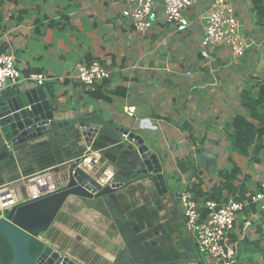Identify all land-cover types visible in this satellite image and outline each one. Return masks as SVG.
Instances as JSON below:
<instances>
[{"label":"crops","instance_id":"obj_1","mask_svg":"<svg viewBox=\"0 0 264 264\" xmlns=\"http://www.w3.org/2000/svg\"><path fill=\"white\" fill-rule=\"evenodd\" d=\"M231 1L241 31L256 44H263L264 26L252 0ZM210 2L197 0L188 8L185 15L190 25L177 32L164 22L161 0H157L158 20L149 33L139 35L122 17L126 0H0V52L15 56L23 77L3 91L0 99L39 87L26 78L42 73L46 81L41 87L56 118L69 123L51 138H39L18 150L21 163L35 160L42 165L75 152L76 131L73 128L75 134L69 138L64 129L80 120L99 125L103 135L112 138L117 137L114 130L119 128L135 133L164 162L169 194L161 201L145 180L116 193L114 219L104 218L99 223L98 214L91 210L78 213L75 207L66 209L71 217H66L67 224L55 223L60 231L55 240L70 236V250L76 245L86 258L94 253L109 258L115 245L124 246L119 225L138 260H151L149 255L160 250L172 254L173 261L149 264L204 261L185 230L176 194L196 185L204 197L217 190L215 201L220 203L247 200L264 181L260 48L252 47L242 58L226 46H213L204 54L201 39ZM96 61L109 72V78L93 90L87 89L76 79V68ZM244 93L263 97L261 120L251 118L243 104ZM129 106L136 107L133 118L126 114ZM238 117L250 123L255 132L247 155L233 149L231 143L238 128L233 121ZM81 144L85 145L84 141ZM125 147L121 154L127 155V142ZM4 150H11V146ZM9 159L0 160L1 171ZM97 166L96 162L93 168L87 165L94 172ZM234 168L238 169L236 179L225 181L222 174H231ZM27 191L34 196L38 193L34 188ZM137 209L141 217L131 216ZM247 221L250 225L245 228ZM229 238L237 246L236 264H264L256 206L237 213Z\"/></svg>","mask_w":264,"mask_h":264},{"label":"water","instance_id":"obj_2","mask_svg":"<svg viewBox=\"0 0 264 264\" xmlns=\"http://www.w3.org/2000/svg\"><path fill=\"white\" fill-rule=\"evenodd\" d=\"M260 92L264 94V86ZM66 125L69 123L56 118L42 87L0 99V160L10 157L9 164H3L4 169L0 170V235L5 237L13 255L7 264H135L133 260L140 264L118 224L124 246L115 245L109 251L111 258L95 253L86 258L78 246L69 249L70 236L55 240L60 232L55 223L67 224L71 216L65 211L71 207L78 213H97L99 223L104 218H116V193L139 181L147 180L161 201L169 194L163 160L133 132L115 129L117 137L112 138L104 136L99 125L80 120L71 125L76 131L75 152L46 160L42 165L35 160L25 165L20 162L18 150L39 138H51ZM125 142L129 145L127 155L121 154ZM7 145L11 150H4ZM95 162L98 170L94 172ZM27 188H34L37 197L29 195ZM40 235L46 244L42 243V249L32 255L29 247Z\"/></svg>","mask_w":264,"mask_h":264},{"label":"built area","instance_id":"obj_3","mask_svg":"<svg viewBox=\"0 0 264 264\" xmlns=\"http://www.w3.org/2000/svg\"><path fill=\"white\" fill-rule=\"evenodd\" d=\"M157 0H126L122 17L126 19L136 34L149 33L159 18L155 9ZM197 0H161L164 22L174 27L177 32H184L190 25L185 12ZM201 46L206 50L213 46H226L237 58H242L247 50L258 47L259 62L264 69V43L256 41L241 31L234 6L231 0H211L207 10ZM22 76L16 67V58L11 53L0 52V94L9 87L16 86ZM109 78V72L100 63L79 64L76 68V79L87 89ZM41 87L46 81L42 73H32L26 78ZM136 107L129 106L126 114L129 118L135 116ZM34 196L33 198H36ZM179 201L184 227L196 244L199 254L204 255L202 264H236L237 246L231 243L229 235L233 228L237 213L247 206L254 205L259 211V224L264 238V181L260 182L257 190L247 200H229L220 203L208 199L204 203V214L200 212L193 194L183 190L176 194ZM250 221L245 223L249 227ZM41 243L43 236L36 238Z\"/></svg>","mask_w":264,"mask_h":264},{"label":"trees","instance_id":"obj_4","mask_svg":"<svg viewBox=\"0 0 264 264\" xmlns=\"http://www.w3.org/2000/svg\"><path fill=\"white\" fill-rule=\"evenodd\" d=\"M264 0H252V5L254 11L257 15H262L264 6ZM263 102V97L251 96L249 93L243 94V104L250 110L251 118L256 120H261V116L259 114L260 106ZM234 127L236 128V132L231 136V143L233 149L237 150L239 153L247 155V151L250 145L254 142L255 132L253 130V126L245 121L244 119L238 117L235 118L233 121ZM64 133L67 137L72 138L75 134L72 127H68L64 129ZM238 174V169L234 168L231 174H222V177L225 181H231L236 179V175ZM190 192L193 194L196 203L198 204V208L200 212L204 214V203L206 200H218L219 194L217 190H213L212 194L209 197H204V193L199 189V186L192 185L190 188ZM131 216H140L141 217V210L137 209L131 212ZM153 221H158V217H154ZM42 249V243L35 239L30 247L29 251L32 255H36ZM159 261L164 263H170L173 261V255L167 252H161L160 250L156 251ZM12 249L10 245L7 243L4 236L0 235V262L3 264L10 263L12 261Z\"/></svg>","mask_w":264,"mask_h":264},{"label":"flooded vegetation","instance_id":"obj_5","mask_svg":"<svg viewBox=\"0 0 264 264\" xmlns=\"http://www.w3.org/2000/svg\"><path fill=\"white\" fill-rule=\"evenodd\" d=\"M149 256H151V260H149V259H147V260H144V259H141V260H139V261H137V262H139L140 264H149V262H155L156 263V261H159V259H158V256H157V254L154 252V253H152L151 255H149ZM159 262H161V261H159ZM135 264H136V260H135Z\"/></svg>","mask_w":264,"mask_h":264},{"label":"rangeland","instance_id":"obj_6","mask_svg":"<svg viewBox=\"0 0 264 264\" xmlns=\"http://www.w3.org/2000/svg\"><path fill=\"white\" fill-rule=\"evenodd\" d=\"M263 6H264V1H263ZM259 17H261V23H262V25L264 26V10H263V14H262V16H259ZM263 243H264V238H263ZM200 256H201V258L203 259V260H205V257H204V255H202V254H200Z\"/></svg>","mask_w":264,"mask_h":264}]
</instances>
